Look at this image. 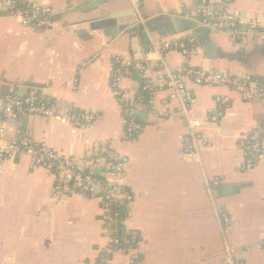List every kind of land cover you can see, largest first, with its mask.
<instances>
[{
	"label": "crops",
	"instance_id": "1",
	"mask_svg": "<svg viewBox=\"0 0 264 264\" xmlns=\"http://www.w3.org/2000/svg\"><path fill=\"white\" fill-rule=\"evenodd\" d=\"M35 1L53 9L49 24L24 26L0 11V92L17 96L39 92L60 108L73 103L79 110L96 111L100 119L74 133L71 124L59 117L12 119L0 114V136L5 141L22 137L44 141L67 155L82 154L88 143L104 141L126 155L125 183L134 196L127 207L126 226L139 235L132 254L140 256L141 264H224L227 243L251 247L244 257L246 264H264V160L253 171L242 170L244 155L239 147L240 134L264 121V101H245L229 88L189 81L194 95L191 115L198 120L197 132L208 138L200 150L201 162L184 155L180 136L190 131L186 116L159 115L167 107L182 110L180 99H171L166 107V93L158 94L153 104L135 108L132 116L143 127L131 140L110 74L116 56L135 59L131 34L141 30L138 26L123 30L128 24L120 25L115 17H109L113 23L105 29L83 21L134 8V1L118 0L89 10L80 7L92 0ZM139 1L150 39L188 34L197 38L189 56L179 50L165 53L170 66L264 78V40L242 41L229 31L201 25L203 6L197 0ZM222 1L212 0L213 4ZM230 4L245 17L264 14V0ZM175 18L195 20L199 26L178 33ZM144 59L156 63L159 55L145 51ZM122 86L134 97L142 94L136 77L124 79ZM218 95L230 96V104L216 122H210L207 116L218 108ZM54 184L47 170L30 167L27 155L0 162V264H100L107 243L101 200L83 194L55 198ZM233 185H239L237 193L221 196ZM215 205L234 219L225 230ZM112 264H130V255L116 253Z\"/></svg>",
	"mask_w": 264,
	"mask_h": 264
},
{
	"label": "built area",
	"instance_id": "2",
	"mask_svg": "<svg viewBox=\"0 0 264 264\" xmlns=\"http://www.w3.org/2000/svg\"><path fill=\"white\" fill-rule=\"evenodd\" d=\"M133 1L139 22L145 27L139 9L140 1ZM197 1L203 6L201 25L229 31L242 41L264 40V14L245 17L239 8L231 6V0H223L221 4H213L212 0ZM2 10L18 18L24 26L47 25L53 17L52 8L35 0H0V11ZM241 27H246V30H241ZM196 45L197 38L194 34L177 39H150L147 52L158 54V62L116 56L110 77L113 93L124 110L126 135L131 140L139 135L143 125L134 116H128L127 109L135 110L140 105L153 104V99L158 94L166 93V107L171 99H180L182 110L176 112L167 107L159 111V115L163 118H173L177 114L186 116L190 131L180 136L184 155L188 160L201 162L200 150L208 142V138L197 132L198 120L191 115L194 95L188 82L209 87H226L245 101H264V78L253 80L248 75L238 77L227 72L196 69L189 65L172 67L164 58L169 50H179L184 56H189L195 51ZM135 77L140 82L142 92L137 97L122 86L124 79ZM230 100L228 95H218V108L210 110L207 120L216 122L223 114L224 106H229ZM0 114L12 119L23 115L59 117L71 124L74 133L94 126L100 119L96 111L79 110L73 103L60 108L44 94L34 91L26 96L0 92ZM239 147L244 155L241 169L255 170L258 162L264 160V121L257 122L251 130L240 134ZM23 155L29 157L31 168H43L54 176L55 198L83 194L91 199L101 200V222L107 243L101 252L100 264H112L116 253L130 255V264H141L140 256L132 254L139 245V235L135 231H129L126 226L127 207L134 199L125 183L129 163L126 155L104 141L88 143L82 154L67 155L44 141L35 143L27 137L5 141L0 136V162L14 161ZM209 187L212 195L213 189ZM215 213L222 229L234 224V219L225 209L215 205ZM250 250V246L227 243L224 264H246L244 257Z\"/></svg>",
	"mask_w": 264,
	"mask_h": 264
},
{
	"label": "water",
	"instance_id": "3",
	"mask_svg": "<svg viewBox=\"0 0 264 264\" xmlns=\"http://www.w3.org/2000/svg\"><path fill=\"white\" fill-rule=\"evenodd\" d=\"M115 1H118V0H92L90 2L85 3L80 8L83 10H89V9H93L99 6H107V4L113 3ZM76 10H79V8ZM109 17L117 18V21L119 22L120 25L127 23L128 25H125V26L123 25L124 26L122 28L123 30H126L130 27H135V26H138L140 28L141 31L139 34L134 30L131 34L132 50L134 52L135 60L144 59V53L145 51H147L150 38H149L148 32L145 30V27L139 22V17L135 13V9L133 7L127 10H124V11H117L113 13L105 12L103 14L101 13L100 15L96 17L84 20L83 23L89 22L91 25L90 26L91 28L105 29L108 26V24L113 23V20H109L110 19ZM172 21L178 33L189 31V30H194L195 28H197V26H199V24L195 20H190V19L177 20L175 18V19H172ZM253 79L255 80V77ZM133 112H135V110L132 108H129L127 110L128 116H132ZM238 191H239V185H233L232 188L223 189L221 191V196L234 194V193H237Z\"/></svg>",
	"mask_w": 264,
	"mask_h": 264
}]
</instances>
